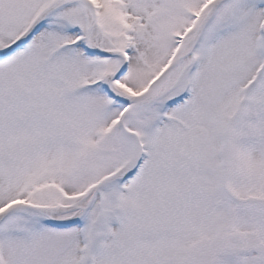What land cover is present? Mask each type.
<instances>
[{"label": "snow or ice", "instance_id": "snow-or-ice-1", "mask_svg": "<svg viewBox=\"0 0 264 264\" xmlns=\"http://www.w3.org/2000/svg\"><path fill=\"white\" fill-rule=\"evenodd\" d=\"M0 264H264V0H0Z\"/></svg>", "mask_w": 264, "mask_h": 264}]
</instances>
